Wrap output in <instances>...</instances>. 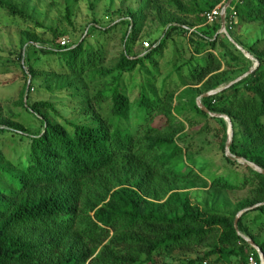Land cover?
Here are the masks:
<instances>
[{"label": "trees", "instance_id": "trees-1", "mask_svg": "<svg viewBox=\"0 0 264 264\" xmlns=\"http://www.w3.org/2000/svg\"><path fill=\"white\" fill-rule=\"evenodd\" d=\"M132 1L135 9L118 10L117 18L106 24L94 20L87 33L82 29L83 37L65 40L22 8L0 0V10L11 21L33 26L21 31L17 60L24 83L18 103L39 123L31 131L0 112V136L19 143L12 159L0 148V264H245L251 254L259 262L243 236L264 256V204L243 213L234 226L241 210L264 202V175L224 155L233 173L215 175L208 184L177 143L185 128L177 116L191 124L196 116L206 126L209 120L218 123L225 146L226 122L202 111L197 99L252 65L218 33L219 22L209 25L202 17L227 0ZM232 4L236 23H229L227 11L226 30L259 64L245 78L200 101L209 112L231 120L229 152L264 170V37L245 46L235 34L239 29L264 30V0ZM64 21L74 26L69 9ZM148 22H156L164 36L149 39L148 48L135 52L133 45ZM117 28L123 49L106 66V38ZM35 29L51 36L46 46ZM174 35H187L195 54L175 68L178 73L188 68V82L182 86H196L181 91L179 104L165 82L159 91L154 87L157 62ZM47 59L56 68L40 70ZM135 72L148 77L131 100L122 81ZM36 78L49 91L68 90L75 118L64 124L53 121L48 113L59 114L50 101L30 102ZM107 78L112 83L103 82ZM208 185L220 191L249 187L250 194L233 212H219L202 211L181 191ZM200 246L209 248L203 257L194 254Z\"/></svg>", "mask_w": 264, "mask_h": 264}, {"label": "rangeland", "instance_id": "rangeland-1", "mask_svg": "<svg viewBox=\"0 0 264 264\" xmlns=\"http://www.w3.org/2000/svg\"><path fill=\"white\" fill-rule=\"evenodd\" d=\"M7 1L25 10L44 26L56 29L58 33L63 35V39L65 40L83 37L82 29L86 27L85 33H87L94 20H98L101 24H106L110 20L117 18L118 10L136 8L132 0L124 3H122V0ZM66 9H69L72 15L74 24L72 28L68 27L64 21ZM189 21H191V19H189ZM32 27L33 26L29 23L11 21V19L6 17L4 12L0 10V112L2 113V117L8 118L14 122L23 123L29 127L31 131H35L39 128L38 121L35 120L32 115L27 114L18 103V91L24 83V75L17 60L18 53L21 49V31L31 30ZM161 31L162 28H159L156 22H148L145 24L142 32L133 45L134 51L141 52V49L145 47L144 43H148L150 46L149 39L159 37ZM35 32L42 41L43 46H46L50 41L51 36L46 33L44 34V32L39 29H35ZM235 34L243 39V44L247 46L257 37H264V30L262 31L261 28H253L246 33L244 29H239L236 30ZM223 35L226 37L225 34ZM163 36L164 35H161L160 37ZM226 39L228 40L227 37ZM106 40L107 61L105 65L110 66L115 62L120 51L123 49V45L120 41L121 37L119 28L115 29L111 37H107ZM87 41L93 43L94 37H89ZM213 53L217 55L215 51H213ZM28 55L29 52L27 51L25 56L26 59ZM177 55L179 56L178 59ZM191 55L195 56L193 46L187 40V35H174L171 39L167 40L159 60L158 56L156 57V60H158V72L154 78V87L159 91L161 89L160 87L165 82L167 88L174 91V104L177 102L179 104L181 94L183 93H181L182 90L187 87H196L182 86L184 83L188 82L185 77V74L188 73V68H185L182 73H178L175 70L176 66L181 65ZM251 62L252 68L254 62ZM149 66L150 64L146 63V67ZM51 68H56L55 61L52 59L50 61L47 59L40 64V70H48ZM222 70H225L224 64H222L221 71ZM236 71L238 74L241 72V69H237ZM147 77L148 76L144 72H135L131 76L124 75L122 82L125 85L126 92L131 100H134L138 94L139 88H137V85L143 83V81H147ZM103 82L110 84L112 83V80L111 78H107V81ZM67 91V89L60 90L55 87L49 91L45 87V83L42 82V79L36 78L33 90H31L30 102L33 103L38 100L50 101L59 115H54L52 112H49L48 117L53 121L64 124L65 119L75 118V113L72 111L74 105L69 101ZM188 97L189 96H187V98ZM177 118L185 123L184 131L180 136H177L178 138L176 137L177 143L183 147L184 154H188V157L195 161V163L191 165L194 172L206 179L208 184H210L212 177L215 175H225L230 177L234 169H230V165L224 159L226 143L223 148L222 135L219 133L220 131L217 132L216 129V127H219L218 123L209 120L208 122L206 121V126L205 121L196 116H193L192 118L195 120L193 124L182 119L180 116H177ZM216 132L219 135L215 134ZM16 142L17 141L8 136H0V148L9 159L14 158L17 154V145L19 143ZM185 160L186 158L184 157V161ZM235 171L236 173L241 174L240 169ZM240 174L239 176H241ZM182 184L186 185L185 182H182L180 184L182 187H184ZM181 191L188 192L191 202L198 205L202 211L216 210L219 212H233L237 202L248 197L250 194L249 187L242 190L220 191L215 190L210 187V185L186 187V189ZM207 250H209V248L206 246L196 247L194 254L203 257L204 251ZM190 254L194 256L193 253ZM174 255L181 257L180 253H174ZM209 261L210 260H205V263L207 264Z\"/></svg>", "mask_w": 264, "mask_h": 264}, {"label": "water", "instance_id": "water-1", "mask_svg": "<svg viewBox=\"0 0 264 264\" xmlns=\"http://www.w3.org/2000/svg\"><path fill=\"white\" fill-rule=\"evenodd\" d=\"M232 0H227L226 1V5L222 8V11H221V15H220V32L219 33H223L226 35V37L228 38V40L249 60L253 61L254 62V65L252 68H250L245 74L241 75L240 77H238L237 79H235L234 81L230 82L229 84L227 85H224V86H221L213 91H210L208 93H205L203 94L202 96H200L198 99H197V105L199 106V108L204 111L206 114H208L210 117H214V118H221L223 119L226 124H227V141H226V146H225V155L227 157H229L230 159H233V160H236L238 161L240 164H243L245 166H248L250 168H252L253 170L261 173L264 175V170L261 169L260 167H258L257 165H255L254 163H250V162H247L245 161L244 159H240V158H237L235 157L234 155H232L230 152H229V147L232 143V136H233V130H232V124H231V120L226 116V115H223V114H214V113H211L209 112L200 102V99L202 97H207V96H210V95H214L220 91H222L223 89L229 87L230 85H232L233 83H236L238 81H240L241 79L245 78L246 76H248L249 74H251L255 68L258 66V61L255 60L246 50H244L241 46H239L230 36L229 34L227 33L226 31V27H225V17H226V7H228L230 4H231ZM28 84H29V81L27 83V86H26V89L28 88ZM264 202L262 203H258L252 207H249V208H245L243 210H241L236 216H235V220H234V226L237 227V222H238V219L240 218V216L245 213L246 211L250 210V209H253V208H256L258 206H261L263 205ZM244 240L253 248L257 251L258 255L261 257L262 261H263V264H264V256L263 254L261 253V251L259 250V248L254 244V242L249 239L248 237H245L243 236Z\"/></svg>", "mask_w": 264, "mask_h": 264}, {"label": "built area", "instance_id": "built-area-1", "mask_svg": "<svg viewBox=\"0 0 264 264\" xmlns=\"http://www.w3.org/2000/svg\"><path fill=\"white\" fill-rule=\"evenodd\" d=\"M234 1V3H236L239 0H232V2ZM231 4L226 7V15H227V11L229 12V23L231 24H235L236 23V13L234 10V4ZM226 5V2H222L221 4L217 5L216 7H214L213 9H211L210 11H206L202 14L203 19L205 20L206 24L212 25L214 23L219 22L220 23V15H221V11L222 8ZM225 27H226V17H225ZM65 41L63 40L61 42V45H65ZM144 48H148L149 44L148 43H144ZM245 264H263V261L261 259V257L259 256V262L254 258L253 254L249 255V257L247 258V262Z\"/></svg>", "mask_w": 264, "mask_h": 264}]
</instances>
